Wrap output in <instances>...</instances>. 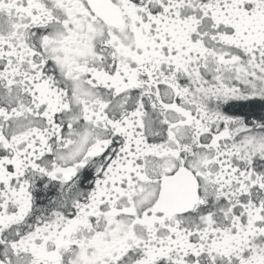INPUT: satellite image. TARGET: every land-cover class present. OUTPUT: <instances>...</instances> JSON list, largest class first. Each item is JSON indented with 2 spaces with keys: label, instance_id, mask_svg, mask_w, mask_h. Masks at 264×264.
<instances>
[{
  "label": "snow or ice",
  "instance_id": "obj_1",
  "mask_svg": "<svg viewBox=\"0 0 264 264\" xmlns=\"http://www.w3.org/2000/svg\"><path fill=\"white\" fill-rule=\"evenodd\" d=\"M0 264H264V0H0Z\"/></svg>",
  "mask_w": 264,
  "mask_h": 264
}]
</instances>
